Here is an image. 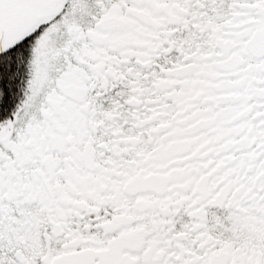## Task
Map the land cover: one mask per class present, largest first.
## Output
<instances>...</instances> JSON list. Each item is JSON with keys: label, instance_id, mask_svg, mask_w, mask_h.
Segmentation results:
<instances>
[{"label": "snow or ice", "instance_id": "snow-or-ice-1", "mask_svg": "<svg viewBox=\"0 0 264 264\" xmlns=\"http://www.w3.org/2000/svg\"><path fill=\"white\" fill-rule=\"evenodd\" d=\"M0 264H264V0H0Z\"/></svg>", "mask_w": 264, "mask_h": 264}]
</instances>
